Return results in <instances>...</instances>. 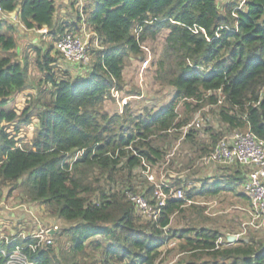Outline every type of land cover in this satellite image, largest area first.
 <instances>
[{
	"label": "trees",
	"instance_id": "1",
	"mask_svg": "<svg viewBox=\"0 0 264 264\" xmlns=\"http://www.w3.org/2000/svg\"><path fill=\"white\" fill-rule=\"evenodd\" d=\"M238 1L88 0L85 23L102 47L89 46L91 63L84 69L53 43L31 44L34 57L21 52L18 58L15 27L0 13V201L3 188L8 198L18 189L22 202L41 204L59 227L52 242L35 251L27 246L31 238L17 232L0 237V264L3 252L17 245L34 264H92L96 255L98 264H161L170 253L177 255L173 264H264V231L249 228L234 243L216 246L223 232L203 224L209 220L205 206L170 197L151 220L139 217L124 194L151 199L143 162H163L180 128L204 106H211L215 122L190 128L181 143L190 153L176 151L169 168L183 171L233 129L250 127L264 139V0L236 8ZM0 7L27 29L46 28L52 42L65 30L81 32L80 11L58 21L53 0H0ZM194 25L205 32L192 31ZM164 29L154 80L173 88L171 98L154 112L133 115L127 103L122 112H106L111 90L123 89L126 60H142L140 41ZM30 65L43 73L48 97L43 89L28 94L17 110L10 100L29 88ZM24 127H34L31 137H22ZM232 167L225 179L199 190L187 188L180 176L170 182L186 198L215 196L245 179L243 167Z\"/></svg>",
	"mask_w": 264,
	"mask_h": 264
},
{
	"label": "built area",
	"instance_id": "2",
	"mask_svg": "<svg viewBox=\"0 0 264 264\" xmlns=\"http://www.w3.org/2000/svg\"><path fill=\"white\" fill-rule=\"evenodd\" d=\"M223 0H217L222 2ZM246 0H239L236 8L242 7ZM81 19V32L73 30H65L55 41L54 48L60 52L62 57L69 62L79 64L84 69L87 68L91 63V55L89 52V46L94 45L95 47L101 48L97 35L88 30L85 23V13L83 8H80ZM0 13L3 16L9 17L7 14L2 12L0 7ZM235 15L234 12H232ZM17 18L16 15H13ZM140 29L137 30L139 32ZM192 31L205 32L202 27L194 25L191 28ZM39 32L46 33V28L38 29ZM218 35V33H216ZM91 36H94L93 41H90ZM111 90V94L112 91ZM125 104V103H124ZM209 119H204L200 115H195L194 118L187 124L180 128V137L177 138L172 148L169 150L163 162H159L153 167H150L143 162L145 169L142 170V175L152 187L151 199L145 197L142 193L133 192L130 190L125 191V197L129 200L135 208L136 214L139 217L157 220L162 207L165 205L168 198L182 199L184 205L192 203H198L190 198L185 197L184 190L180 187H175L171 184L170 178H174L177 172L174 169L169 168L168 164L170 158L178 151L182 145V140L186 132L192 128H201L206 125L204 122H208ZM213 123V122H212ZM171 130V129H170ZM168 130V131H170ZM81 151L78 150L77 154ZM198 161L203 164L215 163L222 166H233L240 165L245 171V179L241 184L242 192L249 201L248 220L244 223L243 231L247 229H259L264 231V139L254 134L250 127L245 130L233 129L227 132L221 137L216 144L212 147L210 152L203 154L198 158ZM157 169V172L155 171ZM199 204V203H198ZM201 205H205L201 203ZM167 231V226L164 227ZM50 230H59L57 225L39 226L36 231L28 234H19L22 237L31 238V242L27 245L29 249L35 251L42 245H47L52 242L53 234H50ZM233 234L237 240L240 236L239 233H228L227 235ZM226 237H218L216 246L230 245L235 241L231 242ZM32 239H36L33 241ZM172 245V241L169 246ZM23 246H15L9 252H3L6 257L5 264H34L29 259L26 252H24ZM111 264H123L119 261H114Z\"/></svg>",
	"mask_w": 264,
	"mask_h": 264
},
{
	"label": "rangeland",
	"instance_id": "3",
	"mask_svg": "<svg viewBox=\"0 0 264 264\" xmlns=\"http://www.w3.org/2000/svg\"><path fill=\"white\" fill-rule=\"evenodd\" d=\"M77 5L78 2L76 6ZM56 11L59 13V6L56 7ZM58 13L56 14L58 15ZM70 15L71 18H75L77 14L72 10L70 12ZM31 33H33L36 38L35 42L32 43V41L27 40L23 41L22 38H20V40H22L23 42L20 48L17 49V52H27L32 55V59L34 57L33 52L31 48H28L31 44H40L43 46V48H46L49 43H53L54 45V42H52V37L46 33L44 35H38L33 31H31ZM136 33L138 34V32ZM166 34L167 30L164 29L158 32L155 37L152 38L148 36L145 40L140 41V47L144 53V58L141 60L140 58L130 57L126 60V64L122 72L123 79L125 81L123 89H114L112 91L111 97L105 100L104 109L106 112H108L109 114H112L114 112H122L123 106L125 105L124 103H127V105H129L130 112H132L133 115H137L139 113H142L144 109H148L149 111L154 112L163 104L168 102V100L171 98L173 88L168 85L161 86L154 80L155 62L162 52ZM3 54H5V52L0 49V55ZM51 54L57 56L54 49L52 50ZM81 73L84 74V72ZM42 75L43 73L37 71L34 66L30 65L29 77L31 78V81L29 88L18 95L16 94L14 98L10 100V106L17 110L22 109L26 103L28 94H30L32 97H36L37 91L39 90L38 92H41L40 89H43L42 91H44V94L42 95H45V97L47 98V90L49 89V84H47L46 82H42ZM210 108L211 106H204L203 108H200V110H198L195 115L202 116L203 120L208 118L209 121L207 123H214L215 121L212 118L213 115L209 110ZM179 112L180 114H183L184 112L181 105L179 106ZM22 129V137H31L34 133V127H24ZM182 145L179 148H182ZM185 147L186 146L184 145V148ZM185 151L189 152L187 147L185 148ZM181 159L182 158H180V160ZM155 171L157 172V169H155ZM195 179L200 180H196L195 182L201 184L202 178ZM240 190H242L241 187ZM9 198L10 199L8 200V187H5L3 188L0 205L3 200H7V204L9 207H14L16 205L18 206L22 202L20 200L18 189L13 190ZM193 200L198 202L200 205L201 203L205 204L201 206H205L204 214L209 217V220L207 222H204L203 224L219 228L223 232L224 237L228 233H239L240 236L238 238L244 237L248 234L246 230L243 231V225L248 220L247 211L249 210V201H247V199L237 197L231 192H222L219 195L210 197L194 196ZM3 232L4 234H1L3 236L6 234L9 236L10 234L7 229ZM172 254L174 253H170L169 255H167V259L161 264H173L177 259V255L174 254L172 256ZM98 259L99 256L96 255L95 259L92 260L94 261L92 262V264H98Z\"/></svg>",
	"mask_w": 264,
	"mask_h": 264
},
{
	"label": "crops",
	"instance_id": "4",
	"mask_svg": "<svg viewBox=\"0 0 264 264\" xmlns=\"http://www.w3.org/2000/svg\"><path fill=\"white\" fill-rule=\"evenodd\" d=\"M55 8L59 6V13L55 11V18L58 21H70L72 18L70 17V12L73 10V12L79 11V9L85 8L88 4V0H53ZM78 2V5L76 6ZM58 13V15L56 14ZM13 15H16V13H11L7 16L9 22L14 25L15 27V37L17 39V46L16 49L13 50L17 52V49L20 48L22 42L24 40L35 42V36L31 31L34 33H37L38 35H44V32H39L37 29H27L24 27V25L19 22V19L14 18ZM25 30V31H24ZM31 30V31H29ZM47 34V33H46ZM44 37V36H43ZM22 38V40H20ZM21 42V43H20ZM19 54L17 57L19 58L21 56V52H18ZM23 54V53H22ZM5 55V54H3ZM1 56V55H0ZM32 55H30L31 58ZM22 93V92H20ZM18 93V94H20ZM17 94V95H18ZM215 125V124H213ZM181 149V148H180ZM183 152H185V148L181 149ZM190 153V151H189ZM188 154V151H187ZM182 157V156H181ZM180 157V158H181ZM190 157V154H189ZM185 160V158H182V160ZM235 168V167H234ZM233 167L232 166H222L217 165L215 163H208L203 164L198 161V159L192 163L189 167L185 168V171H177V176H180L181 179L184 181L186 187H199L197 190L201 189L205 183L209 184L216 180L225 179L227 176L226 174L233 173ZM176 176V177H177ZM174 177V178H176ZM195 178H202L201 184L195 182L200 181ZM193 179V180H192ZM203 180V181H202ZM241 185L237 186L235 190L232 191H221L224 193H233L237 197H241L239 195H236V192H242L240 190ZM242 189V188H241ZM236 191V192H235ZM244 194V193H243ZM197 197V196H196ZM242 198V197H241ZM10 198H8L9 200ZM245 199V198H243ZM248 201V200H247ZM200 205V204H199ZM43 206L39 203L33 204V203H26L21 202L18 206L9 207L7 204V200H3L0 205V237H6L4 234V230H8L11 234L19 233V234H28L31 233L32 230H36L39 226H48L51 225V223H54L53 220H51L47 214L43 211ZM28 225V226H27ZM223 237V236H222ZM226 237V236H225Z\"/></svg>",
	"mask_w": 264,
	"mask_h": 264
},
{
	"label": "water",
	"instance_id": "5",
	"mask_svg": "<svg viewBox=\"0 0 264 264\" xmlns=\"http://www.w3.org/2000/svg\"><path fill=\"white\" fill-rule=\"evenodd\" d=\"M57 231H58V230H56V231H54V230H50L49 233H50V234H54V233H56ZM227 240L233 242V241H235L236 239H235V236H234L233 234H230V235H227Z\"/></svg>",
	"mask_w": 264,
	"mask_h": 264
}]
</instances>
